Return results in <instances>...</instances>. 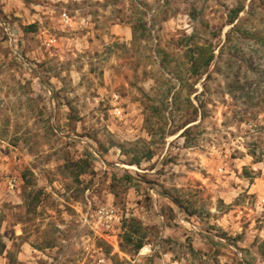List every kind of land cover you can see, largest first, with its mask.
Returning <instances> with one entry per match:
<instances>
[{
	"label": "rangeland",
	"instance_id": "1",
	"mask_svg": "<svg viewBox=\"0 0 264 264\" xmlns=\"http://www.w3.org/2000/svg\"><path fill=\"white\" fill-rule=\"evenodd\" d=\"M99 204L111 238L85 222ZM2 245L0 264H264V0H0Z\"/></svg>",
	"mask_w": 264,
	"mask_h": 264
},
{
	"label": "trees",
	"instance_id": "2",
	"mask_svg": "<svg viewBox=\"0 0 264 264\" xmlns=\"http://www.w3.org/2000/svg\"><path fill=\"white\" fill-rule=\"evenodd\" d=\"M240 9H231L228 13V23H233L234 20L237 18ZM233 27L230 28L232 31ZM185 62L187 64V70L190 74H203L207 71L208 67L210 66L213 58L214 52L213 49L208 47L205 44L199 43H187V48L184 53ZM229 89L233 90H240L239 96L245 95L244 85L240 83L239 80L231 82L228 84ZM187 137L185 136V139ZM151 153H149L146 158H150ZM139 158L133 159L132 163L138 164ZM23 180L29 182L28 178L25 175L22 176ZM29 194H25V199L28 198ZM33 198V197H32ZM34 200L31 199V201ZM33 202V201H32ZM33 205V203H31ZM34 205L35 202H34ZM144 227L141 225V222L136 218H130L124 226V230L122 232V242L126 245H130V250L138 251L144 244L145 232H143ZM4 249V245L1 246L0 252ZM263 260H264V252L261 253Z\"/></svg>",
	"mask_w": 264,
	"mask_h": 264
},
{
	"label": "built area",
	"instance_id": "3",
	"mask_svg": "<svg viewBox=\"0 0 264 264\" xmlns=\"http://www.w3.org/2000/svg\"><path fill=\"white\" fill-rule=\"evenodd\" d=\"M63 21L66 24H69L71 18L66 13H63ZM110 112L116 119H122L124 116V109L120 104V97L116 92H113L110 97ZM8 183L9 188L13 189L15 185V179L11 178ZM90 216L92 219L88 220V218L85 217V222L90 224L91 229H93L94 231L100 230L101 233H104L107 237L111 238V232L114 231L113 220L115 219L113 208L108 207L104 204H99L90 214Z\"/></svg>",
	"mask_w": 264,
	"mask_h": 264
}]
</instances>
